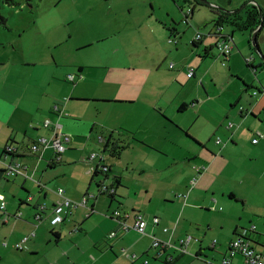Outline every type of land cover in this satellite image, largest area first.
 Segmentation results:
<instances>
[{"label":"crops","instance_id":"crops-1","mask_svg":"<svg viewBox=\"0 0 264 264\" xmlns=\"http://www.w3.org/2000/svg\"><path fill=\"white\" fill-rule=\"evenodd\" d=\"M149 1L150 11L144 19L143 8L139 7L135 20L120 24L116 29L121 30L131 24L130 37L134 39L129 40H136L146 47L150 39L155 51L159 46L166 51L164 58H175L177 53L163 44L167 42L177 46L179 29L176 25L183 20L187 3L184 7L176 4L177 0ZM209 2L211 5L193 1L191 5L193 13L186 24L188 26L194 16L195 5L211 7L215 16L203 12L199 22L203 26L211 20L213 23L203 32L206 36L196 40L195 44V37H190V44L193 47L203 45L204 57L212 54L211 49L216 42L212 32L219 17L237 13L244 19L242 10L248 4L260 8L263 13V22L255 27L258 28L256 42L262 56L251 45L250 29L239 31L232 25L224 29V33L231 37L232 49L228 58L224 59L219 50L218 56L224 62L221 64L226 77L240 79L243 86L229 91L222 88L216 93L206 89V95L197 86L196 99L190 103L192 108L188 107V99L180 96L184 87L179 83V75L171 72L175 68L174 63L168 64L170 71L150 68L151 72L167 78L168 84L161 90L152 85L156 90H150L151 97L145 100H139L140 93L151 88L145 84L142 90L132 87L116 95L84 87V83L93 84L103 78L90 77L93 71H84L81 66L77 68L78 74L67 72L66 76L63 75L65 83L72 84L71 89L64 82L60 84V79L53 74L44 76L38 85L42 90L38 101L15 95L16 92L20 95L28 92L24 83L11 81L0 87V170L4 169V161L10 159L5 158L4 147L13 144L18 149L14 157L26 166L27 173V177L0 174V196L5 202L0 211V217L4 215L0 221L1 264H143L145 258L149 264H221L227 255L229 242L246 228L239 220L240 216L222 213L218 202L225 203L222 198L225 191H229L232 197H236V193L231 186H221L216 181L229 164L240 163L242 158L261 159L264 166V82L258 78L260 86L256 85L247 69L255 73L257 67H264V0ZM125 8L132 13L130 6ZM117 39L125 40L123 36ZM158 51L153 57L160 56L162 50ZM248 56L253 58L250 64L245 61ZM52 57L56 61L53 54ZM205 62L206 59L201 60V63ZM204 66L201 71L203 78L207 76L210 65ZM186 68L188 72L191 67ZM69 74L74 75L73 80L67 79ZM195 75L194 70L191 77L186 76L191 79ZM78 78L89 82H79ZM140 79L144 81L145 76ZM169 84H172L170 89ZM168 93L169 96L165 97ZM223 94H226L223 107H215L220 112L218 121H208V130H197L195 120H199L210 101L221 98ZM86 98L125 103L120 109L126 113V119L119 121L120 129L98 119L86 120L85 115L93 109L101 110V106L90 107L81 103ZM55 104L63 113L53 109ZM187 111L192 112L190 121L183 117ZM226 118L236 120L237 124L227 128ZM44 120L59 126L62 133L70 136L59 162L53 161L54 150L51 147L36 153L29 149L33 140L41 135H50L49 129L42 125ZM118 131L125 133L123 137L127 134L135 138L126 149H130L134 158L121 160L119 157L117 161L106 164L104 154H99L98 149L104 142L102 136L111 132L116 135ZM257 132L262 136L253 144L252 139ZM234 153L243 156L237 158ZM92 154L95 156L90 158ZM103 167L108 168L106 174L102 172ZM102 182L107 187H115L113 198L98 188L97 184ZM93 183L95 187L92 188ZM57 187H62L65 196L76 202L86 196L87 203L78 205L69 218L52 226L49 218L57 198ZM41 204L45 208L41 222L36 225L34 215ZM114 210L127 214V223H132L136 214H142L147 221L146 234L122 230ZM154 216L159 218L158 224L153 223ZM166 227L169 231L163 232ZM112 231L115 235L109 237ZM27 235L25 247L16 249L14 244ZM152 235L172 242L186 235L193 238L185 251H176L170 247L153 248ZM248 236L256 249L260 240L256 228L249 231ZM131 253L139 258L132 260ZM168 256L172 257L171 260L167 259ZM230 261L243 264L238 254Z\"/></svg>","mask_w":264,"mask_h":264},{"label":"rangeland","instance_id":"rangeland-1","mask_svg":"<svg viewBox=\"0 0 264 264\" xmlns=\"http://www.w3.org/2000/svg\"><path fill=\"white\" fill-rule=\"evenodd\" d=\"M177 1L174 2L185 7L184 2ZM209 3L211 5V2ZM125 6H130L132 13L124 9ZM139 7L143 8L144 19L150 11L149 0H0V87L11 81L24 83L28 92L21 95L16 92L15 95L23 96L25 100L31 98L38 101L42 91L38 85L44 76L53 74L60 79V84L65 83L63 75L66 76L67 72L78 74L77 68L81 66L84 71H93V76L90 77L103 78L93 84L84 83V87L116 95L132 87L142 90L145 84L147 88L151 86L146 92L140 93L139 100H145L151 97L150 90L155 89L152 85L161 90L168 84L167 78L151 72L150 68L158 67L162 72L170 71L167 67L169 63L175 64L171 72L175 71L179 75V83L184 87L180 96L188 99L189 108H192V99H196L197 86L203 95H206V89L210 93H216L222 88L229 91L236 86H243L240 79L232 80L231 77H226L216 46L211 49L212 54L204 57L203 45L193 47L190 44V37L194 38L197 31L205 32L206 27L213 23L211 20L203 26L199 22L203 12L215 16L211 7L195 5L189 26L184 25L182 20L179 21L176 25L179 29L177 46L167 42L163 44L168 50L177 53L175 58L168 59L164 58L166 51L160 46L158 50H162V53L153 57V54L156 55L159 51H155L156 47L150 39L146 47L136 40H129L134 39L130 37L133 27L131 24L121 30L116 29L120 24L135 20ZM226 28H230V25L224 24L222 31ZM203 34L205 37V33ZM119 36H123L125 40L119 41ZM213 38L215 42L216 38ZM202 59H206V62L201 63ZM206 64L210 67L207 76L203 78L201 71L205 69ZM186 66L195 70L196 75L191 79L186 76ZM247 69L251 72V79L260 86L258 78L264 82V67H257L255 73L250 68ZM142 76H145L144 81L140 79ZM80 79L77 81L89 82L87 79ZM65 84L71 89L72 84ZM171 85H168L169 89ZM262 87L264 89V86ZM225 99L226 94H223L221 98L210 101L207 107H204L199 120H195L194 127L197 130H208V121L216 123L220 112L215 107H223ZM81 103H87L90 107L101 106L100 111L93 109L90 114H86V120L98 119L119 130V121L126 119V113L120 109L125 103L121 101L86 98ZM191 114L189 111L184 112L183 117L190 121ZM224 121L237 124L232 118H226ZM98 149L99 154H102L101 144ZM234 154L237 158L243 156ZM104 157L106 164L118 160L108 154H104ZM126 158H134L130 149L124 151L119 159ZM216 182L221 186H231L236 193V197H232L229 191H225L222 196L225 203L218 202L222 213L240 216L239 220L246 229L255 226L260 239L256 249L264 251V166L261 159L246 157L242 158L240 163L232 162Z\"/></svg>","mask_w":264,"mask_h":264},{"label":"built area","instance_id":"built-area-1","mask_svg":"<svg viewBox=\"0 0 264 264\" xmlns=\"http://www.w3.org/2000/svg\"><path fill=\"white\" fill-rule=\"evenodd\" d=\"M193 13V7L190 5L186 6V9L184 11V18L182 20L183 23L188 24L189 23V18ZM223 25H218L214 28L212 35L216 37V42L215 46L217 50H219L223 56L224 59L228 58L231 49H232V44L231 42V37L227 34H225L223 31ZM203 36L202 33L199 31L196 32L195 34V39L194 40H199ZM170 41V40H169ZM252 56H248L245 58V61L247 64H250L252 61ZM224 63V62H223ZM170 67L172 64L169 65ZM194 73V69L190 68L188 69L187 76L191 77ZM68 80H73L74 75L69 74L67 76ZM67 98H64V101H66ZM241 108V107H240ZM53 109L55 111H58L59 113H63L62 110L58 109L57 104L53 106ZM242 109V108H241ZM43 127L48 128L50 131L49 136H39L36 138L34 141H32L29 144V149L32 153L39 152L41 149H44L46 147H51L54 150V157L53 161L54 162H59L61 160V155L63 151L66 148L67 143L69 142L70 136L68 134L62 133L59 129V126L51 124L49 120H44L42 123ZM227 128H231L233 126L232 122H228L226 124ZM262 134L261 132H257V136L252 139V143L255 144L258 141V137H261ZM220 139L217 138V142H219ZM4 153H5V158L9 157L10 159L8 161H4V174L6 177H14L17 175H22L27 177L26 173V166L18 159L15 158L18 154V149L15 145L13 144H7L4 147ZM95 154H92L90 158H93ZM106 167H103V170ZM103 189L105 192H112L111 189H107V186L102 184L100 187ZM55 194L57 196L56 200L53 203L52 210H51V216L49 223L52 226L58 225L62 223L65 219L69 218L72 215L73 209L76 208L78 205L80 206H85L87 203V198L84 196L81 201L76 202L64 194V189L62 187H57L55 189ZM5 205V202L3 200V197L0 196V211L3 210ZM38 212L35 213L34 215V220L36 225L41 222V215L42 212L45 208L44 205H39L38 207ZM113 214L119 217V223H120V228L124 231H129V230H135L136 232L140 234H146L145 229L147 226V221L143 217L142 214L138 213L134 216L133 222L132 223H127L125 218L128 216L127 214L122 215L119 210H114ZM0 221L2 218H4V215H1ZM153 223L158 224L159 223V218L157 216L153 217ZM255 226H251L249 229H243L238 233V235L232 239L229 242L228 245V251L227 255L221 260V264H233L230 261V258L233 257L234 255H240L243 259V264H264V251H258L254 249L251 245V239L248 236L249 231H254ZM163 232H168L169 229L163 228ZM31 235H34L32 232ZM115 235V232L112 231L109 233V237H112ZM29 236H24L21 240H19L17 243L14 244V247L18 250H21L25 247V242L28 240ZM152 241H151V246L153 248H166L170 247L172 249H175L176 251H185V248L189 241L193 238L191 235H186L184 237L177 238L175 241H171L170 239H160L154 235L151 236ZM4 246H7L6 242L2 243ZM130 257L132 260L138 259L139 257L135 253H131ZM171 256H168L167 259L171 260ZM143 264H149V260L147 258L142 260ZM238 264V263H234Z\"/></svg>","mask_w":264,"mask_h":264},{"label":"trees","instance_id":"trees-1","mask_svg":"<svg viewBox=\"0 0 264 264\" xmlns=\"http://www.w3.org/2000/svg\"><path fill=\"white\" fill-rule=\"evenodd\" d=\"M193 1L199 4H202L199 0H182V2L184 3H193ZM242 12L244 13V19L241 16H238L237 13L225 14L224 16H220L218 21L215 23V27L218 25H223V23H225V24L236 27L239 31L250 29V33L252 35L253 31L255 30V27L263 22V17L262 19H260L259 8L254 5L247 4L243 8ZM261 14L263 16L262 12ZM250 41H251V38H250ZM195 42L196 40L193 42V44H195ZM256 45H257V42H256ZM124 135H125L124 132L118 131L116 135H114L111 132L105 136H102L104 138V142L101 146L102 154H108L109 156L115 157L118 159L121 156L122 152L131 146L132 141L133 140L135 141L134 137L128 136L127 134H126V137H123ZM102 172L106 174L108 172V168L106 167L104 170H102ZM0 174H3L5 176L3 169L0 170ZM114 183H118V181L114 180ZM102 184L103 182L97 184L98 188H100ZM107 189L112 190V192H109V196L113 198L115 194V187L113 185H110V187H107ZM105 193H108V192H105Z\"/></svg>","mask_w":264,"mask_h":264},{"label":"water","instance_id":"water-1","mask_svg":"<svg viewBox=\"0 0 264 264\" xmlns=\"http://www.w3.org/2000/svg\"><path fill=\"white\" fill-rule=\"evenodd\" d=\"M199 1L202 2V3H204V4H210L207 0H199ZM259 14H260V19H262L263 16H262V14H261V10H260V8H259ZM257 31H258V28H256V29L253 31L252 35H251V45H252V47L255 49V51H256L259 55L262 56V54H261V52H260L258 46L256 45V34H257Z\"/></svg>","mask_w":264,"mask_h":264}]
</instances>
